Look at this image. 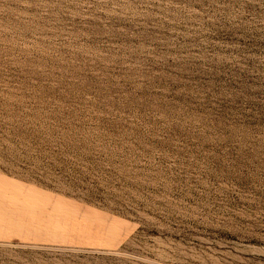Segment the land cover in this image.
<instances>
[{
	"label": "rangeland",
	"instance_id": "rangeland-1",
	"mask_svg": "<svg viewBox=\"0 0 264 264\" xmlns=\"http://www.w3.org/2000/svg\"><path fill=\"white\" fill-rule=\"evenodd\" d=\"M0 264H264V0H0Z\"/></svg>",
	"mask_w": 264,
	"mask_h": 264
}]
</instances>
